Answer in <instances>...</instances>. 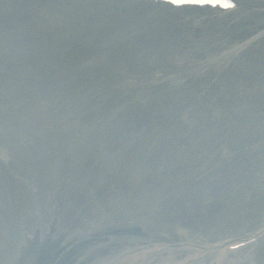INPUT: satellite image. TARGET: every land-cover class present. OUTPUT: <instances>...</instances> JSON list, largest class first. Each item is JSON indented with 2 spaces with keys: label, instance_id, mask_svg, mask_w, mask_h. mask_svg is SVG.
Segmentation results:
<instances>
[{
  "label": "rangeland",
  "instance_id": "1",
  "mask_svg": "<svg viewBox=\"0 0 264 264\" xmlns=\"http://www.w3.org/2000/svg\"><path fill=\"white\" fill-rule=\"evenodd\" d=\"M235 2L178 17L151 3L124 11L110 0H0V264H216L228 239L243 251L227 260L264 264V0ZM164 92L158 122L147 107ZM139 101L147 107L136 112ZM120 145L142 149L141 160L171 149L173 177L198 195L202 217L187 223L171 210L181 191L139 208L155 185L150 163L129 147L116 160L107 150ZM84 161L94 167L83 176L100 185L98 216L63 207L59 184L42 191L28 173L48 179ZM119 184L136 201L123 205ZM120 225L140 233L112 236ZM44 238L74 250L34 259L30 247Z\"/></svg>",
  "mask_w": 264,
  "mask_h": 264
},
{
  "label": "bare ground",
  "instance_id": "2",
  "mask_svg": "<svg viewBox=\"0 0 264 264\" xmlns=\"http://www.w3.org/2000/svg\"><path fill=\"white\" fill-rule=\"evenodd\" d=\"M45 90V89H44ZM236 232V231H235ZM210 233L212 232H208V236L210 235ZM229 233V232H228ZM231 233H234V232H231ZM215 234V232H214ZM222 238H224V235L226 234H222V233H219ZM241 251H243L242 249L240 250V252L238 254H241ZM243 254V253H242ZM225 256H235L237 257L235 254H231L230 252L228 253L227 251H225L224 253H222V257H220V259L218 260V262L216 264H234V262L232 260H227V258L229 257H225ZM253 257L254 254H253ZM222 258V259H221ZM251 257H249V260H250ZM238 260L240 259L242 261L241 258H237ZM223 260H225V262H223ZM247 258L244 259V262L242 264H252L250 261H249ZM223 262V263H222ZM209 263V262H208ZM128 264H131V263H128ZM196 264H199V263H196Z\"/></svg>",
  "mask_w": 264,
  "mask_h": 264
},
{
  "label": "snow or ice",
  "instance_id": "3",
  "mask_svg": "<svg viewBox=\"0 0 264 264\" xmlns=\"http://www.w3.org/2000/svg\"><path fill=\"white\" fill-rule=\"evenodd\" d=\"M209 2H210V3H215V2H219V0H209ZM223 6L228 7V6H231V5L225 2V3L223 4Z\"/></svg>",
  "mask_w": 264,
  "mask_h": 264
}]
</instances>
